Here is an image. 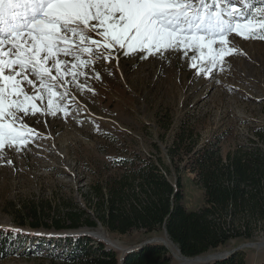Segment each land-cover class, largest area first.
Segmentation results:
<instances>
[{
    "label": "rangeland",
    "instance_id": "rangeland-1",
    "mask_svg": "<svg viewBox=\"0 0 264 264\" xmlns=\"http://www.w3.org/2000/svg\"><path fill=\"white\" fill-rule=\"evenodd\" d=\"M228 40L234 51L216 67L201 63L193 51L185 56L183 51L168 50L141 59L140 51L124 56L114 50L116 58L99 59L85 69L87 77H78L85 90L71 83L67 96L52 97L54 105L68 106L67 116L37 113L25 117L24 122L42 136L19 152L14 147L6 149L0 160V232L11 234L0 264H70L68 252L94 250L97 242L113 249L120 260L145 241L166 245L170 264L212 261L213 257L184 262L186 258L167 246L165 239H170L163 231L143 234L132 229L117 234L100 223L93 228L82 224L56 229L43 221L51 223L76 210L94 215L93 187L141 166L144 159H155L153 144L158 145L157 156L171 166L167 151L180 133L187 137L177 162L182 169L183 204L188 209L202 206L204 195L187 164V145L194 149L218 146L223 157L237 148L264 150V39L231 33ZM193 63L197 67H190ZM206 67L210 71L198 74V68ZM48 99L45 94L36 103L46 109ZM122 158L129 161L126 169L116 165ZM175 176L173 171L166 177L173 183ZM31 208L41 219L39 227L30 225ZM261 225L253 229V239L232 238L201 256L240 251L243 264H264ZM83 237L89 240L78 241Z\"/></svg>",
    "mask_w": 264,
    "mask_h": 264
},
{
    "label": "snow or ice",
    "instance_id": "snow-or-ice-1",
    "mask_svg": "<svg viewBox=\"0 0 264 264\" xmlns=\"http://www.w3.org/2000/svg\"><path fill=\"white\" fill-rule=\"evenodd\" d=\"M231 33L264 39V0H0V160L42 136L25 117L67 116L68 106L52 97L67 96L71 83L85 90L78 77L97 60L116 58L114 50L140 51L141 59L193 51L216 67L234 51ZM45 94L46 109L36 103Z\"/></svg>",
    "mask_w": 264,
    "mask_h": 264
},
{
    "label": "trees",
    "instance_id": "trees-1",
    "mask_svg": "<svg viewBox=\"0 0 264 264\" xmlns=\"http://www.w3.org/2000/svg\"><path fill=\"white\" fill-rule=\"evenodd\" d=\"M185 139L183 134H177L174 145L168 149L171 166L157 156L159 148L153 144L155 159H144L141 166L125 170L106 185L94 186L96 198L91 202L94 215L84 210L70 211L62 219L43 221V224L62 229L82 224L93 228L100 223L108 232L117 234L132 229L143 234L163 231L186 257L201 255L232 238L253 239L256 225H264V150L237 148L223 157L218 146L194 149L192 144L187 145L184 150L187 164L196 174L194 179L204 195L202 206L188 209L183 204L182 169L177 162ZM128 162L122 158L116 165L126 169ZM173 171L176 176L172 183L166 176ZM29 216L33 219L30 225L39 227L41 219L35 208H31ZM9 235L0 232V257L6 255ZM68 255H71L70 264H170L171 261L166 245L157 242L126 252L121 263L116 252L102 242H97L94 250L91 247L72 250ZM207 264H243L242 252L230 253Z\"/></svg>",
    "mask_w": 264,
    "mask_h": 264
},
{
    "label": "bare ground",
    "instance_id": "bare-ground-1",
    "mask_svg": "<svg viewBox=\"0 0 264 264\" xmlns=\"http://www.w3.org/2000/svg\"><path fill=\"white\" fill-rule=\"evenodd\" d=\"M165 243L167 244V246L172 250V252H174V253H176L178 256H179V252H178V250H176V245L171 241V240H168V239H165ZM181 255V254H180ZM182 256V255H181ZM214 255H211V254H209V255H206V256H196V258H187L186 257V259L187 260H189V262H191L190 260H193V261H203V260H209V259H211L212 257H213ZM183 257V256H182ZM184 258V257H183ZM213 259V258H212ZM211 259V260H212Z\"/></svg>",
    "mask_w": 264,
    "mask_h": 264
},
{
    "label": "water",
    "instance_id": "water-1",
    "mask_svg": "<svg viewBox=\"0 0 264 264\" xmlns=\"http://www.w3.org/2000/svg\"><path fill=\"white\" fill-rule=\"evenodd\" d=\"M166 234V233H165ZM167 235V234H166ZM146 243H149V241H145V242H143V244H146ZM142 244V245H143ZM177 248V247H176ZM177 250H178V252L180 253V251H179V249L177 248ZM183 256V255H182ZM226 256V254H222V255H214L213 256V259L212 260H214V259H218V258H221V257H225ZM184 258H186V256H183ZM122 259H123V254L121 255V258H120V263L122 262ZM184 262H189V260H187V259H184L183 260Z\"/></svg>",
    "mask_w": 264,
    "mask_h": 264
}]
</instances>
